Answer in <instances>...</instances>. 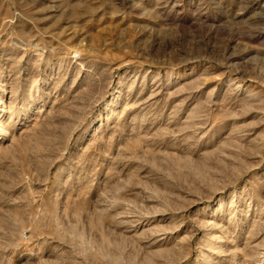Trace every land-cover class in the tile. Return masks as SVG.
Returning <instances> with one entry per match:
<instances>
[{"label": "rangeland", "instance_id": "1", "mask_svg": "<svg viewBox=\"0 0 264 264\" xmlns=\"http://www.w3.org/2000/svg\"><path fill=\"white\" fill-rule=\"evenodd\" d=\"M0 264H264V0H0Z\"/></svg>", "mask_w": 264, "mask_h": 264}, {"label": "bare ground", "instance_id": "2", "mask_svg": "<svg viewBox=\"0 0 264 264\" xmlns=\"http://www.w3.org/2000/svg\"><path fill=\"white\" fill-rule=\"evenodd\" d=\"M228 241H229L228 236H223V237L218 238V244L220 246L224 245Z\"/></svg>", "mask_w": 264, "mask_h": 264}]
</instances>
